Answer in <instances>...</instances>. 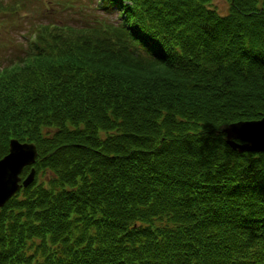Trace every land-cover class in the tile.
<instances>
[{
  "label": "trees",
  "instance_id": "trees-1",
  "mask_svg": "<svg viewBox=\"0 0 264 264\" xmlns=\"http://www.w3.org/2000/svg\"><path fill=\"white\" fill-rule=\"evenodd\" d=\"M81 1L93 14L46 16L0 66V158L38 149L0 264H264V152L223 133L264 115V0Z\"/></svg>",
  "mask_w": 264,
  "mask_h": 264
},
{
  "label": "water",
  "instance_id": "water-1",
  "mask_svg": "<svg viewBox=\"0 0 264 264\" xmlns=\"http://www.w3.org/2000/svg\"><path fill=\"white\" fill-rule=\"evenodd\" d=\"M227 143L239 152H264V115L258 120L237 121L223 128ZM38 157L34 142L12 138L8 153L0 158V209L22 187L29 186L35 178L32 167ZM30 172L22 177L26 167Z\"/></svg>",
  "mask_w": 264,
  "mask_h": 264
},
{
  "label": "rangeland",
  "instance_id": "rangeland-1",
  "mask_svg": "<svg viewBox=\"0 0 264 264\" xmlns=\"http://www.w3.org/2000/svg\"><path fill=\"white\" fill-rule=\"evenodd\" d=\"M49 1L50 0L32 1L22 8L17 13V16L10 19L8 24H5V27L0 23V46H4V48L0 49V63L2 62V65L0 66H8L11 59L15 60L18 58L19 60L17 61L23 59L22 57L26 55L28 50V42H26L27 39L25 38L27 36L26 33L32 29L34 24L46 23V16L52 15L57 19L54 21L59 22L60 20H65L75 25L77 24V21L73 16V13H76L74 11L75 9L80 10V8H83L84 13L90 12V14H93L94 12V5L92 4L94 2L91 3L78 0L74 1L71 7L68 6L70 2L66 6L65 4H62L63 2H57L55 0H52L53 2ZM14 2L15 0H0V3L5 6L9 3L14 4ZM18 2L20 3V0ZM213 7L216 8L219 13L226 14L228 12L229 3L226 0H214ZM97 15L104 20L113 23L117 22L114 15L106 17V15L101 12Z\"/></svg>",
  "mask_w": 264,
  "mask_h": 264
}]
</instances>
